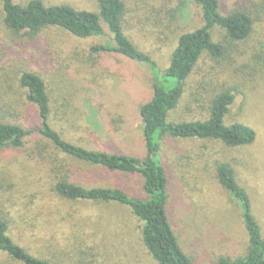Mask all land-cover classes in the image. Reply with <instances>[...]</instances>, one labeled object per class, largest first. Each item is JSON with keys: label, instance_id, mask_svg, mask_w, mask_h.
I'll return each instance as SVG.
<instances>
[{"label": "trees", "instance_id": "16d2710c", "mask_svg": "<svg viewBox=\"0 0 264 264\" xmlns=\"http://www.w3.org/2000/svg\"><path fill=\"white\" fill-rule=\"evenodd\" d=\"M94 1L97 4L95 11L69 3L52 4L46 0H0V26L10 43L21 48L19 54L23 56L27 50L32 51L28 59L35 62L34 66L54 61L57 66L61 62L60 68L75 66L84 70L108 66L113 59H123L148 68L151 72L150 94L139 107L143 125L142 155L103 149L101 138L94 139L97 132L91 127L80 122L78 126L74 125L76 121L69 111L71 99L57 90L53 80L33 67L18 68L16 65L18 70L10 75L8 66H0L3 73L0 81L6 83L3 87L0 83V154L15 151L41 167V171L47 172L51 178L50 192L64 203L113 205L129 210L137 224L142 245L156 264H194L184 251L169 216L171 183L161 158L165 138L185 142L187 150L178 160L183 166L182 171L185 170L186 186L199 185L198 181L212 175L217 190L227 194L238 206L247 236L243 255L220 256L212 264H264L262 226L254 214L249 193L237 180L233 161H228L225 155L226 150L251 147L257 140L254 128L243 122L229 123L227 120L237 98L236 90L222 86L211 89V78L222 73L206 74L197 85V93L201 90L202 94L210 93L202 108L201 117L205 119L169 121L170 115L183 101L187 83L202 60L218 61L220 70L227 68L225 60H233L232 64L240 66L235 57L245 52L242 46L249 43L257 29L262 30L264 0H237L227 13L222 12L220 0H194L201 25L179 35L164 70L135 44L130 35L134 29L128 19L130 13L126 0ZM156 10L159 18H176V9L171 8L168 12L162 8ZM152 14L143 21L145 28L154 17ZM217 30L218 34L215 33ZM88 41L93 42L86 45ZM0 46L3 48L4 44ZM49 50L59 61L52 58ZM44 54L45 58L39 57ZM256 70L260 72L258 69L253 71ZM227 83L225 81L224 85ZM197 93L191 94L190 105L199 104L201 96ZM94 142H99L100 147H94ZM70 160L110 174L131 177L137 182L136 188L88 187L77 177ZM7 191L0 186V261L6 258L14 264H67L60 262L55 255L47 257L37 253L31 244L27 245L29 242L24 236L14 230L12 220L3 212L4 206L11 201ZM193 192L197 194H194L197 206H201L204 199L210 202L206 195L202 197L200 188ZM51 200L49 198L42 207L35 209L34 214L36 218L44 216L50 222L61 217L64 225L73 224L69 243L59 248L60 254L69 258L64 248L71 245L76 264H86L88 256H99L94 253V235L87 236L84 219L64 216L60 212L55 215ZM209 206L211 212L219 210L213 202Z\"/></svg>", "mask_w": 264, "mask_h": 264}, {"label": "rangeland", "instance_id": "374dc122", "mask_svg": "<svg viewBox=\"0 0 264 264\" xmlns=\"http://www.w3.org/2000/svg\"><path fill=\"white\" fill-rule=\"evenodd\" d=\"M46 1L52 4L69 3L87 10H97L94 0ZM126 1L130 13L128 19L133 23L134 29L130 35L133 36L135 44L148 53L161 70L166 69L179 35L201 25L197 5L194 0ZM220 1L222 12L227 13L237 0ZM157 8H162L165 12L171 8L176 9V14L174 13L176 18L174 20L163 16L159 18L156 16ZM152 12L154 17L145 28L142 25L143 21ZM260 26L262 30L258 28L249 43L242 46L245 52L235 57L240 66L232 64L233 60H225L227 68L220 70L218 61L208 58L202 60L198 70L187 83L183 101L170 115L169 121L205 119L201 117L202 108L210 93L202 94V90L197 93V85L201 84L206 74L218 71L222 73L220 76L212 77L210 85L211 89L222 86L236 90L237 98L227 116L228 122H243L254 128L257 133V140L251 147L226 150L225 155L228 161H233L237 180L249 193L254 214L264 233V24ZM215 33L218 34V30ZM92 42L88 41L86 45ZM1 44H4L5 48L0 46V66H8L9 75L18 70L17 67L27 69L33 67L49 80H53L57 90L71 99L69 111L76 121L74 125L78 126L80 122L85 127H91L97 132L94 139L101 138L103 149L142 155L143 125L139 107L150 94L151 72L148 68L123 59L119 61L113 59L108 66L84 70L75 66L70 69L66 66L60 68L61 62L59 66L54 61L48 65L38 63L41 70L37 65H33L35 62L28 59L32 56V51L27 50L24 57L19 54L21 48L15 43L14 45L10 43L0 26ZM49 52L53 55L52 58L56 57L51 50ZM6 54H9V57L4 58ZM39 57L45 58L46 55ZM58 69H63L66 74ZM254 69L260 72L253 71ZM2 74L0 71V75ZM11 76L15 84V74ZM225 81L228 82L226 85ZM0 83L2 87L6 86L5 81L1 80ZM193 92L201 96L199 104L195 102L190 105V96ZM93 146H99V142H94ZM185 150H187L185 142L168 137L162 142L161 158L171 183L169 216L184 251L194 260V264H212L220 256L243 255L247 248V236L238 206L227 194L217 190L212 175L198 181L199 185L186 186L185 170L182 171L183 166L178 160ZM69 163L77 177L88 187L136 188L137 182L131 177L110 174L75 160H70ZM41 170V167L29 161L24 154L15 151L0 154V186L5 191L9 190L7 194L11 197L3 212L12 220L14 230L29 242L27 245L31 244L37 253L41 252L47 257L55 255L60 262L76 264L77 259L71 254L73 249L71 245L64 248L69 258L58 251L59 248L62 249L61 246L69 243L68 238L73 224L64 225L61 217L51 222L44 216L35 217V209H39L46 200L52 198L51 204H54L52 212L55 215L60 212L64 216L84 219L87 236L90 234L95 236H92L93 247L96 248L94 253L96 255L97 252L99 256L86 257V264H156L145 251L137 224L129 210L113 205L64 203L65 201L54 197L50 192L51 178L47 176V172ZM196 188H200L203 191L202 197L206 195L219 210L211 212L210 202L204 198L201 206H197L194 202L196 193L193 192ZM26 210L28 212H25ZM45 242H48L46 247ZM55 246L58 247L57 250ZM0 264L14 263L2 258Z\"/></svg>", "mask_w": 264, "mask_h": 264}]
</instances>
